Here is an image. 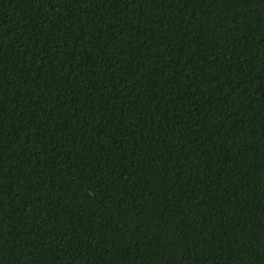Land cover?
Listing matches in <instances>:
<instances>
[{"label": "trees", "instance_id": "trees-1", "mask_svg": "<svg viewBox=\"0 0 264 264\" xmlns=\"http://www.w3.org/2000/svg\"><path fill=\"white\" fill-rule=\"evenodd\" d=\"M0 264H264V0H0Z\"/></svg>", "mask_w": 264, "mask_h": 264}]
</instances>
